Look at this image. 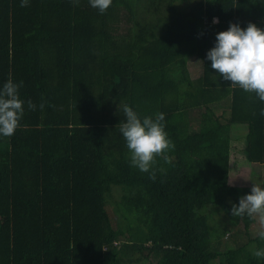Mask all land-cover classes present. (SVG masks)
Returning a JSON list of instances; mask_svg holds the SVG:
<instances>
[{"label": "trees", "instance_id": "1", "mask_svg": "<svg viewBox=\"0 0 264 264\" xmlns=\"http://www.w3.org/2000/svg\"><path fill=\"white\" fill-rule=\"evenodd\" d=\"M20 4L0 0V89L11 74L25 101L21 127L0 136V264H264L257 219L231 214L264 182L229 184L232 126L264 166V102L207 59L230 24L264 29V0ZM125 103L165 115L175 148L154 180L130 165Z\"/></svg>", "mask_w": 264, "mask_h": 264}, {"label": "clouds", "instance_id": "2", "mask_svg": "<svg viewBox=\"0 0 264 264\" xmlns=\"http://www.w3.org/2000/svg\"><path fill=\"white\" fill-rule=\"evenodd\" d=\"M78 5L79 0H74ZM92 8L101 14L113 5V0H89ZM21 7L28 6V0H21ZM218 23V18H214ZM207 59L211 61L212 69L216 70L225 81L231 82V87H239L245 92L254 93L261 102H264V29L254 23L246 28L238 24H230L227 31L219 32L215 46L208 51ZM23 81L16 83L11 74L0 89V136L11 137L21 127L24 116L25 101L19 92ZM29 110L34 111L36 105L28 102ZM43 110L44 103L39 105ZM122 110L124 122L117 127L122 134L129 153L130 165L141 172L149 173L155 179V167L158 160L171 163L168 153L175 148L174 142L166 131L165 115L156 113L155 117L141 116L128 104L118 105ZM264 116V109L261 110ZM231 214L243 219H258L264 225V187L257 184L250 194L242 196L239 204H233ZM264 240V231L259 233ZM252 254L257 258H264V248L250 246Z\"/></svg>", "mask_w": 264, "mask_h": 264}, {"label": "rangeland", "instance_id": "3", "mask_svg": "<svg viewBox=\"0 0 264 264\" xmlns=\"http://www.w3.org/2000/svg\"><path fill=\"white\" fill-rule=\"evenodd\" d=\"M223 111L222 107L218 109V113L221 114ZM231 157L230 165L231 171L229 174V184L235 186H252L254 182H264V166L254 165L246 159V153L244 152L247 127L241 125H234L231 127ZM114 197L118 196L113 193ZM108 210L114 224L120 226L123 223L119 218V205L112 203ZM230 230H235L237 226H233L228 223ZM264 231V225H261L257 219L256 224L251 228V233L254 236L259 235L260 232Z\"/></svg>", "mask_w": 264, "mask_h": 264}]
</instances>
